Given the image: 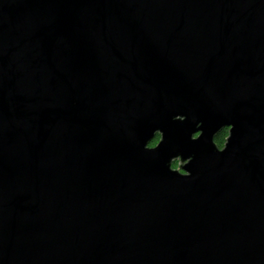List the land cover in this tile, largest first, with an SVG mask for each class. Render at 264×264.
Returning <instances> with one entry per match:
<instances>
[{
	"label": "water",
	"instance_id": "1",
	"mask_svg": "<svg viewBox=\"0 0 264 264\" xmlns=\"http://www.w3.org/2000/svg\"><path fill=\"white\" fill-rule=\"evenodd\" d=\"M0 264H264V0H0Z\"/></svg>",
	"mask_w": 264,
	"mask_h": 264
},
{
	"label": "trees",
	"instance_id": "2",
	"mask_svg": "<svg viewBox=\"0 0 264 264\" xmlns=\"http://www.w3.org/2000/svg\"><path fill=\"white\" fill-rule=\"evenodd\" d=\"M227 134H228V130L225 128L222 131H220L218 133V135L214 138V141L219 148H221L223 146L224 141H225V137L227 136ZM157 140H158V136L155 137L152 144L156 143ZM173 167L174 168L177 167V162H173Z\"/></svg>",
	"mask_w": 264,
	"mask_h": 264
},
{
	"label": "flooded vegetation",
	"instance_id": "3",
	"mask_svg": "<svg viewBox=\"0 0 264 264\" xmlns=\"http://www.w3.org/2000/svg\"><path fill=\"white\" fill-rule=\"evenodd\" d=\"M157 137V136H156ZM155 144V143H154ZM151 145H153V144H151Z\"/></svg>",
	"mask_w": 264,
	"mask_h": 264
}]
</instances>
